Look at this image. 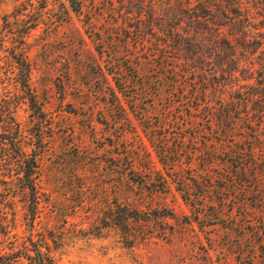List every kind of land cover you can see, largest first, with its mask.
<instances>
[{"label":"rangeland","instance_id":"1","mask_svg":"<svg viewBox=\"0 0 264 264\" xmlns=\"http://www.w3.org/2000/svg\"><path fill=\"white\" fill-rule=\"evenodd\" d=\"M27 1L0 0V109L5 121L20 125L28 154L38 155L32 179L38 204L29 181L21 179L19 161L12 168L10 162L1 164L0 175L8 182L0 188L6 226L0 250L25 256L33 248L30 241L38 242L56 264H251L232 248L240 245L247 252L255 237L251 231L264 227L258 196L214 191L209 197H215V208L201 210L209 218H200L174 188L150 194L122 183L118 166L125 147L143 154L140 175L154 177L151 169L161 165L142 130L119 125L118 115L104 104L109 90L98 51L106 50L95 33L106 29L107 0H88L83 14L71 18L60 11L65 0H47V13L30 34L16 15ZM32 1V13L38 14L41 2ZM91 22L93 32L86 28ZM24 56L31 67L29 94L18 86L17 59ZM30 93L44 116L34 113ZM122 203L166 217L144 226L134 222L137 236H126L116 224ZM253 264H264L261 252Z\"/></svg>","mask_w":264,"mask_h":264},{"label":"trees","instance_id":"2","mask_svg":"<svg viewBox=\"0 0 264 264\" xmlns=\"http://www.w3.org/2000/svg\"><path fill=\"white\" fill-rule=\"evenodd\" d=\"M39 1L38 14L32 13V0L16 10L20 22L29 26L26 34L37 28L47 13V0ZM87 1L65 0L60 11L70 18L72 13L80 16ZM107 2L104 38L95 33L106 50L98 51L109 90L104 104L110 114L118 115L119 125L142 130L161 165V169H151L154 177L140 175L136 169L143 154L125 147L118 166L125 188H148L150 194H168L174 188L200 218H209L201 210L215 208V197H209L214 191L246 193L264 203V0ZM89 25L86 28L93 32L95 23ZM17 63L18 86L28 93L30 64L25 56ZM29 96L34 113L44 116L35 97ZM2 108L0 166L10 162L12 168L13 162L19 161L24 170L21 179L29 181L37 205L32 179L38 155L28 154L20 125L13 119L5 121L7 114ZM126 132L121 134L123 141ZM6 182L0 175V188ZM258 208L264 225V206ZM119 209L116 224L133 238L137 236L132 235L134 222L144 226L166 217L159 211L154 216L123 203ZM251 232L255 237L247 252L240 245L232 250L250 257L253 264L259 252L264 258V227ZM5 235L0 205V239ZM30 242L33 254L16 257L12 251L0 250V264H19L21 259L29 264H56L49 250L45 253L43 245Z\"/></svg>","mask_w":264,"mask_h":264}]
</instances>
